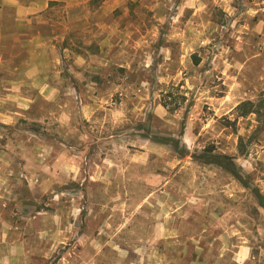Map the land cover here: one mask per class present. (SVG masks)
Returning a JSON list of instances; mask_svg holds the SVG:
<instances>
[{
    "label": "rangeland",
    "instance_id": "obj_1",
    "mask_svg": "<svg viewBox=\"0 0 264 264\" xmlns=\"http://www.w3.org/2000/svg\"><path fill=\"white\" fill-rule=\"evenodd\" d=\"M45 17L36 46L0 23V264H264V0Z\"/></svg>",
    "mask_w": 264,
    "mask_h": 264
},
{
    "label": "crops",
    "instance_id": "obj_2",
    "mask_svg": "<svg viewBox=\"0 0 264 264\" xmlns=\"http://www.w3.org/2000/svg\"><path fill=\"white\" fill-rule=\"evenodd\" d=\"M91 0H0V20L2 30L12 32L16 35L13 40L18 42L19 47H26L30 44L44 43V38L39 33L48 29L51 25L46 20V13L51 5H64L66 7H79L86 5ZM7 17H12V27L6 23ZM2 212L4 210H1ZM29 251L26 248L7 249L1 253L6 257L2 264H11V257H22L23 263L27 261Z\"/></svg>",
    "mask_w": 264,
    "mask_h": 264
},
{
    "label": "trees",
    "instance_id": "obj_3",
    "mask_svg": "<svg viewBox=\"0 0 264 264\" xmlns=\"http://www.w3.org/2000/svg\"><path fill=\"white\" fill-rule=\"evenodd\" d=\"M103 0H92L93 3H100ZM153 141L161 144L169 145L174 151L179 152L182 156L188 155L189 151L185 147H181V141L179 139H175L173 137H162L159 135H154ZM195 159L203 164L207 165H217L229 173H231L234 177L240 179L242 176L239 173L237 165L234 160L225 155H216L210 153L208 151H202L195 155ZM241 176V177H240ZM262 206L264 207V203L262 202Z\"/></svg>",
    "mask_w": 264,
    "mask_h": 264
}]
</instances>
